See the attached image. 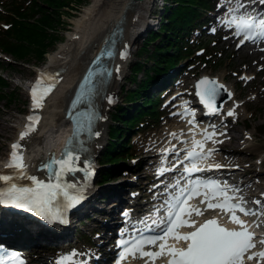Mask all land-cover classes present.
<instances>
[{
    "label": "snow or ice",
    "instance_id": "obj_1",
    "mask_svg": "<svg viewBox=\"0 0 264 264\" xmlns=\"http://www.w3.org/2000/svg\"><path fill=\"white\" fill-rule=\"evenodd\" d=\"M227 2L232 3V0H227ZM260 3L264 4V0H260ZM226 16L227 18L221 22L229 28H235V36L243 37L240 41L241 45L245 41L257 43L264 40V14L250 12L245 0H234L233 6L227 7ZM113 55L112 50L101 53V56L112 57ZM120 55L122 58H127L126 51ZM99 62L100 58L98 57L96 63ZM116 71L118 72L119 68ZM111 76L112 72L105 67L99 72H89L85 78L84 84L71 103L72 111L67 114L74 127L72 137L60 158H57L53 153L48 159L42 160L38 168V171L47 173L46 179H40L36 175L28 173V165L23 154L25 145L21 141L30 139L37 132L41 119L36 114L28 117L29 122L25 130L20 133L19 141L11 145L12 151L6 168L13 170V174L0 175V181H3V186H0V204L26 210L50 223L66 222L64 212L76 207L85 198L84 187L78 188L77 184L69 182L67 177L69 174L74 175L77 172H83L86 178H90L94 174V164L87 157L84 161L87 166H79L81 157L78 153L88 151L80 137L85 133L89 139L100 135L98 131H94V128L96 122L104 117L99 114L96 100L99 97L107 99L109 103L113 102L112 98L106 96L103 91V85ZM96 77H100V79L94 83ZM242 79L245 78L242 77ZM58 83L59 80L56 76L50 73L40 74L30 90L34 112L45 107L46 99L52 94ZM221 89H224V86L215 80L203 78L198 82L196 95L208 113L220 111L216 101ZM185 112L193 116L189 123L194 124L195 113L187 108ZM227 115L235 116V111L230 110ZM172 135L176 134L172 133ZM217 135L225 134L204 129L203 139H193L192 148L187 151L185 157L190 161V164L185 165L183 169L186 176L191 177L195 173L223 167L220 164L209 165L207 168L199 166V161L211 158L215 151L214 149L205 151L206 142H223L215 139ZM162 151L175 152V147ZM180 163H184V161L181 160ZM173 170L174 168L161 167L158 170V175ZM20 180L29 181L30 184H20L18 183ZM176 185H179V181L176 182ZM239 191L240 189L230 186L226 182L221 184L219 180L215 179L192 180L185 188L181 189L179 195L165 199L155 210L157 215L161 210H164L165 213L159 221H154L155 227L160 229L159 234L138 238L132 242L120 241L123 251L119 256L118 264H122L130 255L133 258H149L146 264H154L156 259L165 255L170 257L168 264H245V257L247 260L258 257L264 261V251H252L256 248L255 233L241 218V215L264 216V210L249 209L245 206L246 202L243 197L229 195L230 192L235 194ZM196 197H202L200 203L205 204L207 209H219L238 228L229 229L221 226L215 218L198 224L193 216H203L204 211L189 203ZM255 203L260 205L261 201L257 200ZM124 215L127 216L128 213H124ZM185 227L194 230L182 233L180 229ZM169 239L186 242L187 246L170 245ZM259 243L264 244V240ZM146 246H152L158 250L145 251ZM11 255L13 258L17 256L16 253ZM74 255L77 254L73 253L72 256ZM72 256L64 257L59 264L70 261ZM0 264H3V257H0ZM19 264H23V261H20Z\"/></svg>",
    "mask_w": 264,
    "mask_h": 264
},
{
    "label": "rangeland",
    "instance_id": "obj_2",
    "mask_svg": "<svg viewBox=\"0 0 264 264\" xmlns=\"http://www.w3.org/2000/svg\"><path fill=\"white\" fill-rule=\"evenodd\" d=\"M14 1L21 2L23 5L28 4V1L25 2V0H0V9L3 10L4 8L2 4ZM88 1L89 0H82V4H80L77 9H67L69 14H61L63 24L58 27L57 41L47 49L45 54L55 50L58 45L66 39L68 31L73 27V16L77 15L83 5ZM221 1L223 2L225 0ZM175 3V0H168L167 3L166 0H163L162 2L152 5L147 16V19H149L152 24L150 27H148L149 24L144 25V32L140 34L132 45L133 56L127 64V74L122 80L118 95L113 98V105L107 114L109 122L107 137L96 157L97 177L94 185L95 192H93L86 205L79 210L76 214L77 216L75 218L73 217L74 219L72 218L70 229L57 232L54 241L37 237L34 241L25 242L20 236H15L14 242L17 243L9 242L11 245H19L24 248L34 247L36 250L34 253L36 254L31 256L33 262L35 260L37 263L39 260L38 258H41L40 260H44V264H48L45 261H48L51 257L55 258L57 255L72 251L74 248L83 253L84 258L89 257L90 260L86 264H96L101 259L103 261L106 260L109 255V252H107L108 247H113V235L107 234L106 227H108V223L112 221L116 225L119 224L122 214V211L120 213L118 209H116L117 206L113 210L111 209V202L114 203V201L118 200V204H120L122 198L126 197L123 203L128 207L131 202L137 203L139 201L144 203L148 198L156 196V194H152V189L155 184L151 176L157 173L159 167L158 162H161L162 158H153L148 148L155 147L160 152L164 150L167 145V147H170L173 144L172 141H175V139L172 133H175L178 129H183L181 125L185 123L175 118V110L177 107H172V110L169 105L165 108L162 104L161 111L163 115L160 120H151V122H147L146 125L144 124V127H142L138 133L134 135L132 132L130 133L131 137L129 140L135 142L134 154L138 157L142 166L139 179L137 177L138 175L134 176L133 173L127 174L126 170H120L113 174L115 176L122 174L120 178H113L111 182L103 183L101 175L112 167L103 164L106 161L104 155L111 139L114 112L126 101L125 90L134 86L130 81V78L133 76L131 71L132 65H136L139 63V60H142L145 67L147 66V68H149L150 65L153 66L151 61L146 63L148 61V54L146 52L142 53L141 46L143 45V41L147 38H145V36L152 28L160 30L164 23V17H166L169 12L168 6ZM219 9L220 8L217 10L215 8V10L208 14V17L205 15V17H207L206 19L212 22L211 25L207 28H200L194 35V38L197 39L202 37V41L209 43L211 53H214V58L209 62H203L201 59L196 58L189 63L184 62L182 66L177 67L175 72L179 75V79L174 81L171 89H177L178 92L183 93L182 99L189 100L190 103H193V105L197 107V111H201L202 109L195 95V81L202 74H211L215 77L217 75L219 77L218 79L221 81H231L236 87L237 93H243V95L238 98L239 107L235 110V116H230L227 120L228 122L226 121L223 127L226 128L229 126L240 131L238 150L236 152L230 151V153L235 157H240L236 164L238 168H235L237 171H241V168H243V170L251 168L253 171L260 174L257 180L258 182H253V186H256L260 181L264 182V126H262L264 125V101L263 97H261L262 95L260 96L261 91H264V62L259 61L255 56L254 52L259 50L246 47L242 49V51L237 48V43L233 40L234 37L223 31V27L218 19V16L222 14ZM5 26H7V24L4 20H0V31H2L1 29ZM213 29H215V31H213ZM212 31L213 33H210ZM151 48L155 50L153 46H151ZM45 54L42 60L30 55L25 61L15 62L11 59V55L6 54V56L0 52V75L6 81L5 84H3L4 87H0V119L6 115L5 112L2 113V111L11 114V119L8 123L14 126V131L16 130L15 127L17 124L20 123L23 114H26L29 110L30 98L24 83L33 79L36 71L43 66L47 59ZM140 57H142V59ZM147 74L148 72L145 68L139 73L140 83L147 79ZM242 77L245 79H242ZM19 82H21V84H19ZM157 92L161 93L163 91ZM165 92L163 94L166 96L170 91ZM212 115V117H206L205 120L210 124H215V121L218 120L222 114L214 113ZM183 132L184 130L182 134L186 137L187 134L191 133V130ZM9 139L10 138H6L4 135H0V152H4L0 159V163L5 159V146ZM217 140L222 141L221 138ZM224 150L226 151V149ZM137 162V160H133V164ZM223 163L225 165L230 164L229 162ZM113 167L116 168L118 166ZM238 175H240V173H236L235 171L232 173L231 178L234 179ZM240 189L243 193L250 191L249 187H240ZM114 193L116 194L115 196H113ZM4 213L5 212L0 209V217L6 218L7 216H5ZM113 215L115 219L110 220ZM25 224L30 227L29 230L33 231L34 228L31 227L33 226L31 223ZM22 230L27 231V228L23 227ZM23 235L29 237V234L24 233ZM62 242H70L71 247H66L67 244H63ZM59 244L63 245L60 246Z\"/></svg>",
    "mask_w": 264,
    "mask_h": 264
},
{
    "label": "bare ground",
    "instance_id": "obj_3",
    "mask_svg": "<svg viewBox=\"0 0 264 264\" xmlns=\"http://www.w3.org/2000/svg\"><path fill=\"white\" fill-rule=\"evenodd\" d=\"M158 1L159 0H144L136 2L132 7H127L129 0H89L86 4L83 5L82 9L77 13V15L73 16V27L68 31L66 39L61 42L55 50L49 53L47 52L45 54L47 57L45 63L40 67L39 70L36 71L33 79H30L37 80L40 77V74L50 73L53 76H56V78L59 80V83L53 90L52 94L46 99L45 107L43 109L35 110L34 112L32 109V102H30L28 112L26 114H23L20 123L15 127V131L13 130L14 126L8 123V121L11 119V114L6 111H2V113L5 112L6 115L0 119V135H4L6 138L10 139L5 146V159L0 163V175L13 174V170L6 168V165L8 164L10 159V153L12 151L11 145L19 141L20 133L25 130V127L29 122L28 117L30 115L38 114L41 119L37 127V132L34 133L30 139L21 141V143L25 145L23 154L25 162L28 165V173L31 175H36L38 178L44 177L45 172L38 171V164L44 157L43 155L45 153L55 150L60 143L61 146L63 144L62 138L64 137L65 129L69 124L68 119L65 117V109L67 108L69 99L74 92V83L82 74L89 61L99 51L102 45V41L103 39H105V36L112 31L116 23L119 21V19H121V25L123 26V29L122 34L117 40L116 44L118 50L113 61L114 73L108 84L105 83L103 85V91L106 96L111 97L112 101L113 98L117 97L119 87L122 85V80L127 74V64L133 56L132 45L145 29L144 25L150 23L149 19H147L149 9L152 5L158 3ZM243 46L247 47L245 45ZM242 49L245 48H241L240 50ZM125 51L127 53L126 59L122 58L120 55ZM254 53L259 61L264 62V52L256 51ZM189 62L190 61H188V63ZM117 68H119L118 72L116 71ZM204 75L214 77L211 74ZM215 78L218 79L219 77L216 75ZM221 82H223L226 89L231 93V99L228 102L223 103L219 107L220 111L218 113H221L222 115L220 116V118H218V120L215 121L216 124L210 125L205 121V119L202 120L204 116H206L207 118L213 116L203 113H199L198 117H200L201 115L202 117H200L199 119H195L194 124L189 123V121L192 120L193 117L191 114H186L185 109L187 108L192 111H197V107L190 106V103H185L178 109V111H181L175 116V118H178L181 114L180 119L181 121L185 122L183 123L184 125H181L183 129H178V131L175 132V141H172V145L174 146L171 145L170 147H167V145L164 149L167 150L175 147V152H159L155 147L148 149L151 152L150 154L153 155V158L161 157L162 162L165 164V159L166 161H170L172 160V157L174 158L175 156H177V153L178 155L182 153V151L180 150L188 148V140L184 139V136H179L182 134L183 130L184 132L188 131V129L191 130L192 135L190 137H196L198 140L203 139L204 129H207L208 131H216L217 133H224L225 135H217L215 137L216 140L221 138L223 141L222 143H214L213 141L206 142V151L208 149L215 150L213 156L207 159V163L222 165V173L227 179L230 178L228 177L230 175V170L234 172L236 171V173H240V175L231 180L230 185H233L235 182L238 187H249L250 191L247 192L248 195L250 197H253L254 201H261V204L257 205L258 207L256 210H264V182L260 181L256 186H253L254 181L258 182L257 180L260 177V174L258 172L256 173L251 168L244 170L243 168H241V171H237L235 168H238L236 164L240 157H235L230 153V151L236 152L238 150V143H240V131L229 126L226 128L223 127L224 123L228 120V118H230L227 113L230 110H235L239 107L238 98L242 96L243 93H237L236 87L234 86L233 82L228 80H224ZM260 96L263 97L264 101V91H261ZM96 101L98 107L102 111V117H104V119L99 120L97 123V131L100 133V135L88 141L89 150L84 153L85 157L88 158L92 156L95 159L106 140L107 127L109 125L107 114L109 113V110L113 105V102L109 103L107 99H102L99 97H97ZM224 149H226V151ZM3 153L4 152H0V159L2 158ZM213 159H215L216 161H213ZM223 162H229L230 164L226 166L222 164ZM163 163L161 164V166L164 165ZM18 183L30 184V182L26 180H20L18 181ZM80 183L82 185H85L86 181L82 180ZM0 186H3V181H0ZM160 188L161 186L155 187L156 192ZM93 192H95V188L90 187L88 193ZM156 192L152 191V194ZM111 203L112 204L110 206L112 207V210L117 206L116 209H118L120 213L121 211L125 212L123 210L126 207L125 203L120 202V204H118V201H114V203ZM135 209H140V207L135 206ZM205 213L207 212L204 211V214ZM4 214L6 216V213ZM213 215L218 216L216 213H214ZM223 216L224 215L221 214L220 217H218L221 218ZM114 217L115 216L113 215L110 220L115 219ZM253 218L255 222L264 224V216H253ZM12 219L14 220L15 218H11V220ZM227 219L228 217L225 218V220L227 222H230ZM67 224L68 223L66 222L61 226H57V229L61 231H67L71 227L70 226L67 228ZM11 228H13V226L10 219L0 217V238H2L0 240L1 242L17 243L14 242L16 235L14 233V229ZM256 240L258 242L264 240V235L260 237L256 236ZM262 245L263 248L258 250V252L264 251V244ZM10 246L14 247L15 245ZM34 251L36 250L32 246L30 248H26V252L30 255L36 254L34 253ZM73 253H76L77 255L72 256ZM67 256H72V259L70 261L77 264H86V262L90 260L89 257L84 258L83 253L79 252L78 249H73L72 252H67L66 254L62 255L61 258ZM157 262H159L158 264H164L162 260H159ZM263 262L264 261L259 260L258 262H254L251 264H263ZM138 264H141V262L139 261Z\"/></svg>",
    "mask_w": 264,
    "mask_h": 264
},
{
    "label": "trees",
    "instance_id": "obj_4",
    "mask_svg": "<svg viewBox=\"0 0 264 264\" xmlns=\"http://www.w3.org/2000/svg\"><path fill=\"white\" fill-rule=\"evenodd\" d=\"M27 1V5L14 1L0 9V20L8 24L0 31V51L11 55L15 62L25 61L30 55L42 60L47 49L57 41L58 27L63 24L61 14H69L68 10L77 9L82 4V0ZM175 2L169 6V16L166 15L161 29L151 31L141 46L142 53L148 54L146 63L151 61L153 66L146 69L142 60L132 65L130 81L134 86L125 90L126 101L113 115L111 140L103 163L112 167L101 175L103 183L120 178L122 174L113 175L120 170L136 174L140 169L141 164L134 154L135 144L129 140V133H136L151 120L161 119L162 96L157 90L163 89L164 83L173 78L172 69L194 58L210 61L209 58L213 56L210 45L194 43L191 39L196 28L205 25L201 20L203 14L215 8L216 0ZM199 50L202 51L198 53ZM144 68L148 72L147 79L140 83L139 73ZM5 82L0 75V87H4ZM133 159L138 162L133 164Z\"/></svg>",
    "mask_w": 264,
    "mask_h": 264
},
{
    "label": "water",
    "instance_id": "obj_5",
    "mask_svg": "<svg viewBox=\"0 0 264 264\" xmlns=\"http://www.w3.org/2000/svg\"><path fill=\"white\" fill-rule=\"evenodd\" d=\"M139 1H144V0H129L128 4H127V7H132L136 2H139ZM121 19H119V21L116 23V25L114 26V29L112 31V33H110L107 38L105 39V45H104V48L103 50H105L111 43H114L122 34V29H123V26L121 25ZM105 56H99L100 58V62L102 61V59L104 58ZM97 59L94 61V65L96 64H99V63H96ZM203 78H208L210 80H215V81H218L216 78L214 77H210V76H204L202 77L201 79ZM200 79V80H201ZM199 80V81H200ZM198 81V82H199ZM197 82V84H198ZM219 84L223 85V83H221L220 81H218ZM226 87L224 86V89H221L220 91V94L217 98V101H216V105L217 107H219L221 105V103H223L224 101L228 100L231 96H229V91L226 89Z\"/></svg>",
    "mask_w": 264,
    "mask_h": 264
}]
</instances>
